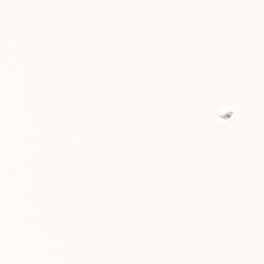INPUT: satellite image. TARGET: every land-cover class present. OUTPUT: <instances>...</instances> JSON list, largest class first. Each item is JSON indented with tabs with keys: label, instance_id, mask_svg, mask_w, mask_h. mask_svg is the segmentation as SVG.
Segmentation results:
<instances>
[{
	"label": "snow or ice",
	"instance_id": "snow-or-ice-1",
	"mask_svg": "<svg viewBox=\"0 0 264 264\" xmlns=\"http://www.w3.org/2000/svg\"><path fill=\"white\" fill-rule=\"evenodd\" d=\"M0 264H264V0H0Z\"/></svg>",
	"mask_w": 264,
	"mask_h": 264
}]
</instances>
